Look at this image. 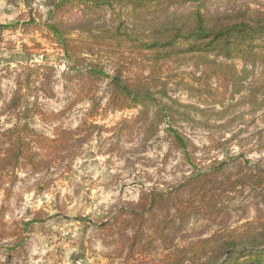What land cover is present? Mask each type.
Masks as SVG:
<instances>
[{"label": "rangeland", "instance_id": "1", "mask_svg": "<svg viewBox=\"0 0 264 264\" xmlns=\"http://www.w3.org/2000/svg\"><path fill=\"white\" fill-rule=\"evenodd\" d=\"M56 1L0 0V134L18 121L51 138L55 127L74 129L83 120L99 128L78 146L73 159L53 154L38 171L19 167L13 174H0V231L6 232L0 240V264H160L167 248L214 232L260 229L264 187L256 170H264V89L255 101L249 95L264 83L263 66L236 60L242 75L245 67L239 92L211 79L212 99L187 93L186 85L200 87L193 77L200 78L201 73L192 61L171 64L169 73L174 72L163 74L165 92L180 103V116L162 117L154 134L147 130L153 107L147 121L138 117L139 107L104 109L111 93L109 77L103 76L96 85L98 112L90 116L92 100L84 97L81 80L91 59L98 58L107 76L113 62L102 53L90 57L78 31L69 34L79 42V57L65 56L43 24L61 20L73 31L94 15L82 9L51 13ZM262 6L264 0H205L201 9L228 14ZM99 16L96 26L112 22L108 11ZM30 18L39 26L27 24ZM26 85L29 90L20 109L36 102L44 116L17 120L16 111L11 113L7 106L18 86ZM166 101L158 102L163 106ZM168 126L191 143L194 166L172 143ZM215 169V174L203 176L212 178L203 187L208 195L199 193L193 209L179 217L176 207L192 196L190 179ZM151 191L170 197L162 207L142 210V197ZM140 228L139 243L131 246Z\"/></svg>", "mask_w": 264, "mask_h": 264}, {"label": "trees", "instance_id": "2", "mask_svg": "<svg viewBox=\"0 0 264 264\" xmlns=\"http://www.w3.org/2000/svg\"><path fill=\"white\" fill-rule=\"evenodd\" d=\"M204 1L57 0L51 13L82 9L85 14L94 17L85 18L73 31L65 27L61 20L44 23L43 26L55 38L68 59L76 60L79 57L76 48L79 42L85 46L90 57L102 53L112 59L110 75H106L98 58H94L90 60L86 77L81 80L80 88L84 97L92 100L90 116L98 112L94 101L96 85L103 76L109 77L111 93L104 109L114 111L139 107L138 117L147 121L153 107L155 113L147 130L154 134L162 117L173 114L180 116V103L169 98L165 92L167 82L163 74L167 77L174 72L170 70L172 72L169 73L171 64L177 66L192 61L201 73L200 78L193 77L200 87L186 85V89H190L187 93L192 97L206 95L212 99L215 94L210 91L208 82L211 79L224 88L231 85L234 93L239 92L245 67L242 68V75L237 69L236 60L243 64L255 62L264 68V6L251 10L249 7L238 8L228 14H211L201 9ZM104 11L110 12L112 22L109 25H94ZM26 23L39 26L33 18ZM75 31H78L76 34L80 37L79 42L69 34ZM177 76L175 73L174 77ZM263 89L264 83L252 89L249 97L255 101ZM28 90L27 85L18 86L7 106L11 113L16 111L17 120L29 118L32 114L44 116L41 110H37L36 102L20 109ZM164 98L167 101L160 106L158 101L163 102ZM181 105L191 108L187 104ZM197 111L203 113L201 109ZM95 127L99 128L83 120L74 129L55 127L54 137L51 138L35 132L27 122L18 121L0 134L4 144L0 148V174H13L19 167L38 171L51 161L53 154H67L73 159L77 155L78 146L90 137ZM167 132L175 147L181 150L184 161L194 166L191 143L176 128L168 126ZM216 171L197 172L190 179L192 196L182 203L183 207H176L179 217H184L188 210L193 209L191 207L199 193L203 197L208 195L203 187L212 178L203 176L213 175ZM256 171L260 185L264 187V170ZM13 181L14 178L11 183ZM166 194L163 191L145 193L142 197L144 201L139 206L142 210L162 207L166 197H170ZM140 231L141 228L136 230L131 246L138 245ZM5 233L4 230L0 231V240L6 237ZM166 251L160 264H264V224L260 229L248 228L241 233L214 232L206 238L181 247L167 248Z\"/></svg>", "mask_w": 264, "mask_h": 264}]
</instances>
